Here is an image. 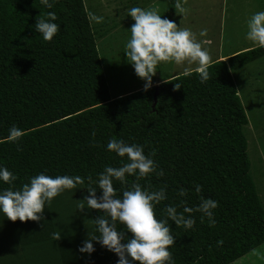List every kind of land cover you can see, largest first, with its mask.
Instances as JSON below:
<instances>
[{"label":"trees","instance_id":"1","mask_svg":"<svg viewBox=\"0 0 264 264\" xmlns=\"http://www.w3.org/2000/svg\"><path fill=\"white\" fill-rule=\"evenodd\" d=\"M85 1L0 0V264H233L264 245L232 77L264 45L115 96L98 40L119 27Z\"/></svg>","mask_w":264,"mask_h":264},{"label":"rangeland","instance_id":"2","mask_svg":"<svg viewBox=\"0 0 264 264\" xmlns=\"http://www.w3.org/2000/svg\"><path fill=\"white\" fill-rule=\"evenodd\" d=\"M127 1H85L88 12L94 15V18L91 15L93 25L103 19L115 21L119 27L116 33L111 31L98 40V51L115 96L124 89H137L153 75V83H158L167 75L193 71L219 57L227 59L237 52L264 45V0H182L178 13L170 17V41L159 63L161 74L151 71L148 75L158 55V41L171 2L134 0L139 7L135 10L125 5ZM139 13L141 16L137 18ZM232 77L249 119L245 134L251 176L264 207V58L232 71ZM134 83L140 84L136 87ZM233 264H264V245Z\"/></svg>","mask_w":264,"mask_h":264},{"label":"water","instance_id":"3","mask_svg":"<svg viewBox=\"0 0 264 264\" xmlns=\"http://www.w3.org/2000/svg\"><path fill=\"white\" fill-rule=\"evenodd\" d=\"M158 90H159V87L157 86L156 87V92H155V95H154V104H153V107H155V105L157 103Z\"/></svg>","mask_w":264,"mask_h":264},{"label":"clouds","instance_id":"4","mask_svg":"<svg viewBox=\"0 0 264 264\" xmlns=\"http://www.w3.org/2000/svg\"><path fill=\"white\" fill-rule=\"evenodd\" d=\"M235 54H236V53H235ZM233 55H234V54H233ZM233 55H232V56H233ZM232 56L226 57L227 59H225V58L220 59V61H227V60H228L230 57H232ZM217 61H218V60H217ZM159 85H160V84H159ZM159 85H157V86L159 87ZM157 86H156V87H157Z\"/></svg>","mask_w":264,"mask_h":264},{"label":"crops","instance_id":"5","mask_svg":"<svg viewBox=\"0 0 264 264\" xmlns=\"http://www.w3.org/2000/svg\"><path fill=\"white\" fill-rule=\"evenodd\" d=\"M220 59H223V58H220V57H219V59H218V60H220ZM157 85H159V84H157Z\"/></svg>","mask_w":264,"mask_h":264}]
</instances>
